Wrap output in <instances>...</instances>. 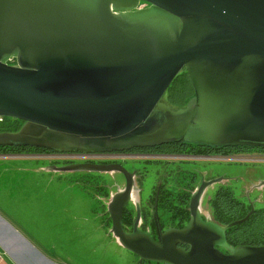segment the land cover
I'll list each match as a JSON object with an SVG mask.
<instances>
[{"label": "water", "instance_id": "95a60500", "mask_svg": "<svg viewBox=\"0 0 264 264\" xmlns=\"http://www.w3.org/2000/svg\"><path fill=\"white\" fill-rule=\"evenodd\" d=\"M183 72L193 96L179 106L166 91ZM4 117L22 123L0 131V147L264 148V0H0ZM53 168L124 175L106 213L111 234L139 263L264 264V245L227 243L225 230L241 220L220 226L201 218V188L188 222L155 240L139 227L138 209L130 231L122 223L132 181L121 165Z\"/></svg>", "mask_w": 264, "mask_h": 264}, {"label": "crops", "instance_id": "0c3cea01", "mask_svg": "<svg viewBox=\"0 0 264 264\" xmlns=\"http://www.w3.org/2000/svg\"><path fill=\"white\" fill-rule=\"evenodd\" d=\"M13 155L0 158V264H136L76 171L55 170L48 155Z\"/></svg>", "mask_w": 264, "mask_h": 264}, {"label": "flooded vegetation", "instance_id": "af4514ba", "mask_svg": "<svg viewBox=\"0 0 264 264\" xmlns=\"http://www.w3.org/2000/svg\"><path fill=\"white\" fill-rule=\"evenodd\" d=\"M147 4L140 2V7H145ZM13 62V61H11ZM200 145V144H199ZM237 149H246L264 155V148L261 147H236ZM174 150V151H171ZM179 150L178 152H175ZM190 150V151H188ZM227 150H236L234 147H226L224 149H214L208 146H189L186 144L172 145H159L155 147L147 148H132L130 150L123 151H111V152H93L86 153L88 156H80L76 158H65L62 161L57 160L63 164H75L79 160L82 163L90 164H118L127 170L131 175L129 177L132 181V197L125 204L122 220H127L131 223L130 227H127V231L131 230L132 223L136 219L137 209L139 210V227L143 230H148L153 239H157L158 234L169 227L180 228L183 227L190 219L189 202L191 196L201 188V195L198 201V210L203 220H210L220 226H226L220 223L219 219H216L215 209L213 208V201L215 196L221 192L222 189L226 190L227 177L220 173L214 175H208L210 168L202 170L196 168L194 164L203 161H210V155L212 153H223ZM182 151V152H181ZM66 154V153H62ZM81 154V153H75ZM84 154V153H83ZM149 154L156 158V162L162 166V173L153 186L150 195L146 199H142L140 196V187L142 182L141 172L135 165L138 160H148L153 158L142 159L135 155ZM215 155V154H214ZM77 161V162H79ZM198 167V165H196ZM205 167V166H204ZM206 168V167H205ZM204 168V169H205ZM160 171V170H158ZM84 173H96V175L103 174H119L122 179L121 184L115 183L114 192L117 189H123L126 184V179L121 172H95V171H83ZM239 177H241L239 175ZM256 179L252 180L249 176H244L245 180L249 182L244 183L246 189H258L264 187L261 183L264 180V173H258ZM239 180V179H237ZM209 188H214L213 193L210 195ZM250 207V211L244 217L245 219L254 210L252 205L245 202ZM106 213V205L103 213ZM102 213V215H103ZM238 219L239 220H244ZM232 221V222H235ZM231 223V222H230ZM147 225V226H146ZM227 230V229H226ZM225 230V233H226ZM226 236V234H225ZM223 252L225 249L219 248Z\"/></svg>", "mask_w": 264, "mask_h": 264}, {"label": "rangeland", "instance_id": "374dc122", "mask_svg": "<svg viewBox=\"0 0 264 264\" xmlns=\"http://www.w3.org/2000/svg\"><path fill=\"white\" fill-rule=\"evenodd\" d=\"M11 62V61H10ZM232 153H235L239 158L246 159L248 158L247 155L252 154L253 151H248L246 149H236L232 150ZM258 152V151H256ZM34 153L38 155H47L49 152H33V151H23V152H14L12 150H2L0 151V158L2 159H9V157H15L16 155L13 154H21L20 156L24 157H31L34 158ZM23 157V158H24ZM36 157V156H35ZM52 157V156H51ZM150 161L148 160H138L135 165L139 168L141 172L142 182L140 187V196L144 200L146 199L152 189L153 186L157 183L161 173H162V166L159 165L156 161V158L149 156ZM145 159V158H142ZM45 161V160H41ZM74 163H82L79 160H74ZM79 161V162H77ZM59 166L69 165L63 164L61 162ZM198 165V167L196 166ZM196 168L206 170L210 168L208 171V175H214L216 173H220L227 177V186L232 191V195L235 198L241 199L244 202H247L252 205L253 209H261L264 208V187L258 189H246V185L244 183L249 182L248 180L244 179V176H249L250 179L255 180L258 173H264V163L262 162H251L247 160L236 161V160H228V159H219L210 161H203L194 164ZM206 168H205V167ZM205 168V169H204ZM160 170V171H158ZM77 176H80L79 179L84 178L85 173L83 171H76ZM239 175L241 177H239ZM82 176V177H81ZM92 180L100 182L101 186L99 188H94L92 186L83 187V189L91 196L94 193L93 198L98 200L99 202L106 203L108 202L109 196L114 193V186L115 183L121 184L122 179L119 174H103V175H96V173H92ZM86 179V177H85ZM239 179V180H237ZM98 184V186L100 185ZM104 185V186H103ZM97 186V185H96ZM93 190V192H92ZM214 188H209L208 192L210 195L213 193ZM108 193L106 197L105 193ZM147 226V225H146ZM136 264H160V263H153L148 261H143L139 263L138 258H136Z\"/></svg>", "mask_w": 264, "mask_h": 264}, {"label": "trees", "instance_id": "16d2710c", "mask_svg": "<svg viewBox=\"0 0 264 264\" xmlns=\"http://www.w3.org/2000/svg\"><path fill=\"white\" fill-rule=\"evenodd\" d=\"M13 61V60H12ZM166 95L168 100L174 105H184L188 99L193 96V89L189 78L185 72L180 73L169 85ZM20 120L11 119L9 117H4L0 119V131H15L21 125ZM186 144L189 146H205L199 145L196 143H189L184 141L173 142L162 145H172L175 144ZM209 148H214L210 147ZM229 148V146H227ZM226 147H221L220 149H224ZM237 149L236 147H234ZM218 149V148H214ZM2 150H12L14 152H23V151H37V152H53L48 149L42 148H33V147H14V146H5L0 147V151ZM174 151V150H171ZM176 150L175 152H178ZM190 151V150H188ZM182 152V151H181ZM231 151L227 150L223 152V154L230 153ZM82 177V176H81ZM86 177V179H85ZM92 174L85 173L84 178L79 179L82 182V186L89 187L91 184L93 189L99 188L101 186L100 182H95L92 180ZM98 184H100L98 186ZM97 185V186H96ZM104 186V185H103ZM102 187V186H101ZM93 192V190H92ZM218 194L215 196L213 201V208L215 209L216 219H219L220 223L224 225L232 223V221L242 219L246 216V214L250 211V207L247 204L238 198H235L232 194V191L226 187V190L222 189L221 192H217ZM94 193H92V196ZM106 197L108 193H105ZM252 213L241 222L231 225L226 230V240L230 246L237 245H264V208L254 209L251 211ZM103 220L106 221V225L110 227V219L108 215L103 213ZM124 227L131 226V223L127 220H122Z\"/></svg>", "mask_w": 264, "mask_h": 264}, {"label": "built area", "instance_id": "2783aa9c", "mask_svg": "<svg viewBox=\"0 0 264 264\" xmlns=\"http://www.w3.org/2000/svg\"><path fill=\"white\" fill-rule=\"evenodd\" d=\"M63 152H49L47 155L49 156L50 159H52L53 161H62L63 159L65 158H78L82 155L84 156H88L86 153H81V154H75V153H78V152H64L66 154H62ZM215 154V155H214ZM52 156V157H51ZM137 157H141V158H149V156L153 157L152 155H149V154H137L135 155ZM248 158L246 159H241L239 158L235 153H227V154H223V153H212L210 155V159H213V160H221V159H228V160H236V161H242V160H247V161H251V162H262L264 163V155L263 154H260V153H257V152H253L252 154H249L247 155ZM71 161H74V160H71Z\"/></svg>", "mask_w": 264, "mask_h": 264}, {"label": "clouds", "instance_id": "9594fccd", "mask_svg": "<svg viewBox=\"0 0 264 264\" xmlns=\"http://www.w3.org/2000/svg\"><path fill=\"white\" fill-rule=\"evenodd\" d=\"M54 152V151H53Z\"/></svg>", "mask_w": 264, "mask_h": 264}]
</instances>
